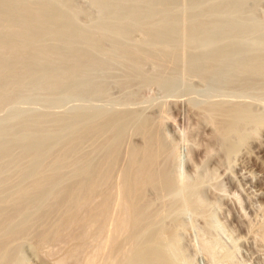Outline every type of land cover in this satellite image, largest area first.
Here are the masks:
<instances>
[{"label": "rangeland", "instance_id": "obj_1", "mask_svg": "<svg viewBox=\"0 0 264 264\" xmlns=\"http://www.w3.org/2000/svg\"><path fill=\"white\" fill-rule=\"evenodd\" d=\"M105 118L114 130L97 129ZM262 119L264 0H0L1 219L10 195L51 174L81 129L94 127L74 157L116 130L125 161L144 121L163 149L111 264H264ZM66 163L55 189L75 178ZM41 188L8 222L11 237L0 232L9 254L0 264H54L66 253L59 234L37 242L41 224L54 223L43 199L32 205L49 197Z\"/></svg>", "mask_w": 264, "mask_h": 264}, {"label": "bare ground", "instance_id": "obj_2", "mask_svg": "<svg viewBox=\"0 0 264 264\" xmlns=\"http://www.w3.org/2000/svg\"><path fill=\"white\" fill-rule=\"evenodd\" d=\"M224 111H226V109ZM240 111L241 110H239L238 108L235 109L236 113ZM114 118H109V119L105 118L107 120H104L98 126L97 129L104 131L106 130V132L110 128L113 129L115 127ZM150 125L151 124H148L147 122L143 121L136 130V132L140 134L141 143L139 144L132 143V145H130V148L127 152V158H125L126 162L123 161L122 159L124 158L123 155L125 154L123 152L127 149L124 150L122 148L120 150L119 141L121 139L120 137H118L119 135L116 133V130L113 131L114 129L111 130L110 135H108L109 137L105 141H104L105 138H103L102 145L96 148L95 152L86 154L84 151L85 154H80V156L78 155L77 157H74L72 153L73 152L75 153V151L79 148L81 143L90 137V134L94 130L93 129L94 127H91V129H87V128L81 129V131L77 132V134H74V136L70 137V140L66 142L64 145H62L59 151L54 155V158L52 159L55 162L54 164H56L57 166L54 168L51 174L50 173H48V175H45L44 173L42 174L41 173L42 170H40L39 172L42 175L40 176L37 175L36 179L33 178L34 180L32 179L33 181L32 182L30 181L31 183L29 182L30 183L29 185L25 184L27 186L25 185L24 187L20 186V190L17 192V194L15 193V196L12 195L14 197L10 195V198H8L9 200L7 202H10V204H12L13 207L9 203L8 204L6 203V206L7 205L11 206L9 208H12V210L11 209L9 210L5 209V210L6 211L11 210L13 212L11 215L8 213V215L10 216L7 215L8 217H5L6 219L4 217H3L4 219L0 218V232L4 233V235L5 232L6 233L8 232L7 234H9L10 228H7V224L9 226L10 220H12V218L15 220V218L18 215L21 216V214L26 209V204H22V203H24V201L26 200L30 202L29 200L31 199L32 192L38 191L41 187L48 185L49 197L45 198L47 196L44 197L37 194L35 195L33 193V195H35V198L34 199L32 198L34 200L32 201V205L33 203L34 204L37 203L36 201L40 202L43 199L48 209L47 210L48 213L44 212L45 214H47V215L44 214L45 217L47 218V216L48 217L51 216V218L53 217L54 220V223L52 225L50 224V226L45 225L42 228L41 226L43 223L41 224V226L39 227L41 231H39L38 229L40 236L37 233L38 234L37 238L39 240V241L37 240V242H40V239L42 240L41 242H43L44 240L43 238H46L48 242L46 240L45 241L47 243H50L49 241H51L57 234L61 235V239L60 236L57 237H59L58 239L61 240L60 243L62 242L61 244L63 246L61 247V244H58L59 240L56 239L55 237V239L58 240L57 241L58 243L56 242V244L60 245L61 249L64 247L62 252L66 249V253H65L66 255L62 253L63 257L59 258L61 256H59L58 254L59 259H57L58 261H56L54 264H58V263L62 264L67 259V258L65 259L64 256L68 257L67 259L68 261H70V259L72 258L71 259L72 262L77 256V259L78 258L79 259L76 261V264H97L99 262L98 261L96 263L97 259L100 261L103 260L105 261V263H107L109 260L108 263L111 264L110 259L111 258L113 259L116 256H118V254L122 250L124 251V248L122 247V245L124 246V244L122 243L123 240H121L122 239L121 237H123V239L125 238L127 239L128 237H131V235H133L134 231L136 230L135 229L137 224L136 220L137 218H139L137 217L138 214L137 211L140 209V208L138 209V207H140L139 202L143 198V194L145 192L144 191L145 186L148 183H150V181L153 178L157 157H159L158 155H160L159 153H161L160 150L163 149L162 148L163 140H161L158 137L159 135L157 133L158 131L155 132L157 135L154 134V131L157 129L155 128L154 130L153 129L154 126L151 127ZM88 128H90V126ZM116 137H118V139L120 140H117ZM240 140L241 137L239 138V141ZM227 147L229 148V145ZM122 150L124 151L120 152ZM40 151L42 150L40 149ZM93 153L94 155L98 154V159L96 162H93L94 161ZM119 157H123V158L121 159ZM121 160L126 164L124 165L123 163H121L123 167L120 169L121 165L119 164L118 161ZM63 162L65 163L67 162L66 165L68 164L71 168H73L72 172L74 173L75 178L73 179V181L70 182L66 181L69 184L65 183V186L55 189L53 185L60 179L59 178L60 172L58 171L61 170L62 165L64 166V164H62ZM115 166L119 168V170L117 168V173L115 170L116 169ZM114 174H116L115 178H114ZM155 178L156 177H154V179ZM6 211L4 212V214H7ZM41 216L43 217V215ZM42 217L40 219L43 222V219H45V217L43 218ZM142 221L144 220H141V222ZM46 223L48 225V223L50 222L46 221ZM13 231L15 232V230ZM13 231L11 230L9 236L13 234ZM4 235L0 237H4ZM52 235L55 236L53 237ZM3 242L1 244L6 243L8 245L6 241L4 243ZM46 242L43 243L46 244ZM43 243H41V245ZM145 252L147 253L148 251L140 250L139 253L136 252V254L137 255L139 254L140 256V253L144 254ZM101 253H104L106 257L103 256ZM148 253H150V251ZM155 253L156 252L152 253L151 250V255L152 254L154 255ZM78 255H80V257ZM157 255L160 256L159 254L156 253L155 256L158 257ZM5 256H7L6 249L2 248L1 245L0 262L8 257V259H6L5 261L6 263H9V254L6 258ZM102 256L107 260L102 259ZM99 257H101V259H99ZM115 259L117 260V258ZM170 261L163 260L162 263L170 264L169 263ZM113 262L116 263L115 260ZM6 263L4 262L3 264ZM103 263L104 262L101 261V263L99 264H103Z\"/></svg>", "mask_w": 264, "mask_h": 264}]
</instances>
